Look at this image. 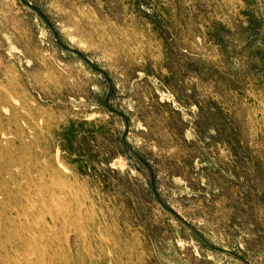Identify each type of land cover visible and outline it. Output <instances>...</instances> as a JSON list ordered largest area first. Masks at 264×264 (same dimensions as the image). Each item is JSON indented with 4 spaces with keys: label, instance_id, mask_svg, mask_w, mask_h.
<instances>
[{
    "label": "rangeland",
    "instance_id": "374dc122",
    "mask_svg": "<svg viewBox=\"0 0 264 264\" xmlns=\"http://www.w3.org/2000/svg\"><path fill=\"white\" fill-rule=\"evenodd\" d=\"M0 191V264H264V0H0Z\"/></svg>",
    "mask_w": 264,
    "mask_h": 264
},
{
    "label": "bare ground",
    "instance_id": "6f19581e",
    "mask_svg": "<svg viewBox=\"0 0 264 264\" xmlns=\"http://www.w3.org/2000/svg\"><path fill=\"white\" fill-rule=\"evenodd\" d=\"M0 215H1V212H0ZM46 215L54 219L50 211ZM0 221L2 222V220ZM8 223H10L11 228L18 230L17 234L11 235V237L13 236L12 249H14L15 251L17 250L18 253L24 254L25 264H30L32 261H34L30 255L31 253L26 254L22 251L23 250L22 248H24L28 244L29 239H24L25 234L23 233V231H21V227H20L21 225H18L15 221H9ZM55 225L56 224H54L53 220L52 221L48 220L44 223L43 233L45 234L46 241L48 242L49 245H51L54 238L56 237ZM19 234H20V237H19ZM39 260H40L39 257L35 259L37 264L39 263Z\"/></svg>",
    "mask_w": 264,
    "mask_h": 264
}]
</instances>
